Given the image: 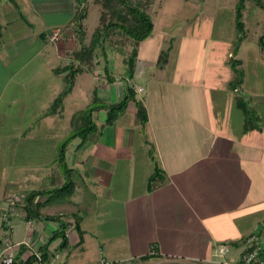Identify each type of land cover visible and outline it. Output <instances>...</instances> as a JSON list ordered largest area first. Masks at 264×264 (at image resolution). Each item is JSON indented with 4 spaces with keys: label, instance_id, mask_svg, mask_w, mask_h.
I'll use <instances>...</instances> for the list:
<instances>
[{
    "label": "crops",
    "instance_id": "1",
    "mask_svg": "<svg viewBox=\"0 0 264 264\" xmlns=\"http://www.w3.org/2000/svg\"><path fill=\"white\" fill-rule=\"evenodd\" d=\"M74 12V0H0V256L6 241L26 247L23 259L36 253L59 229L60 221L49 217H59L72 225L64 231L65 247L62 237L48 245V264L238 260L245 237L264 233V40L260 47V35L246 37L235 53H227L238 64L229 66L218 88L214 82L210 109L198 104L177 109L162 96L151 100L149 89L134 80L152 69L137 52L132 78L108 80L105 64L100 74L98 62L75 76L61 107L47 114L64 86L65 73L54 69L71 62L78 46ZM53 30L59 31L56 40L48 37ZM113 68L107 60L112 78ZM236 68L243 81L232 89ZM121 79L143 89L136 98L147 109L144 127L135 124L136 107L129 102L94 139L67 143L65 172L56 156L73 115L94 98L106 105L119 102ZM92 117L103 124L105 110ZM155 165L162 179L148 189ZM68 183L70 193L56 191ZM32 192L38 215L26 218ZM152 244L158 256L141 259ZM222 245L227 251L221 255Z\"/></svg>",
    "mask_w": 264,
    "mask_h": 264
},
{
    "label": "rangeland",
    "instance_id": "2",
    "mask_svg": "<svg viewBox=\"0 0 264 264\" xmlns=\"http://www.w3.org/2000/svg\"><path fill=\"white\" fill-rule=\"evenodd\" d=\"M235 2L236 0H151L147 4L146 11L153 22V30L149 37L140 41L138 59L150 64L152 69L134 80L149 89L151 100H156L157 103V99L162 96L169 101L170 106L177 109L183 106L195 109L197 104L210 109L213 101L208 96L212 94L214 82L218 88L221 82L219 78L229 76L228 68L233 66L232 58L227 57V53L236 51ZM88 7V15L83 22L87 42L99 26L102 9L93 0H88ZM242 20L247 29V39H256L264 33V10L253 1L245 2ZM125 44H129V41ZM245 45L247 42L243 43ZM169 48L165 69L159 70L156 66L159 54ZM106 54L107 60L114 67L111 72L113 79H117L115 76L127 75V68L119 51L106 48ZM97 59V70H101V74L104 58L99 53ZM121 81L126 85L124 79ZM202 92L201 99L199 95Z\"/></svg>",
    "mask_w": 264,
    "mask_h": 264
},
{
    "label": "trees",
    "instance_id": "3",
    "mask_svg": "<svg viewBox=\"0 0 264 264\" xmlns=\"http://www.w3.org/2000/svg\"><path fill=\"white\" fill-rule=\"evenodd\" d=\"M75 12L71 20L72 32L75 37V41L78 46L72 52V61L67 65L59 68H55V73H65L63 76L64 86L63 89L53 100L51 106L47 110V114L55 113L58 108L61 107L64 97L71 91L75 76L81 73L85 69L92 70L98 63L99 53L104 58L105 76L108 80H113L111 76H108L106 72L107 68V54L106 48L111 51H119L123 56L122 62L127 68L128 79L132 78L137 61L138 45L140 41L149 37L153 30V22L150 15L146 11L147 4L151 0H93L94 3L101 5V13L99 16V26L94 30L89 42L86 41V32L84 29V20L88 15V0H74ZM201 2L205 0H200ZM253 1L255 5L264 10V0H236L235 2V15L234 25L236 31V46L237 51L241 42L246 38V28L242 20L243 10L245 9V2ZM264 25V23H263ZM129 41V44L125 42ZM264 40V33L259 36L258 43L262 47ZM124 42V43H123ZM129 46V47H128ZM168 51H161L157 59V67L163 68L168 61ZM235 51V52H236ZM238 61L232 60V65H237ZM126 81L124 85V94L122 99L114 104H102L97 98H94L93 102L86 108L77 111L72 117V128L68 136L61 141L58 146L56 160L60 166L64 168L65 172L69 169L66 168L64 159V153L67 143L73 138H80L81 142L92 140L96 136L102 133L103 128L106 125L112 124L127 108L129 102H134L136 111L134 115V122L144 127L147 122L148 115L147 109L141 100H137L136 91L134 85ZM243 81V71L241 69H235V76L230 81L229 85L232 89L239 86ZM241 107L243 105H240ZM104 109L105 120L101 125H97L93 120L92 114L94 111ZM150 156L151 153L149 152ZM161 169L155 165L153 173L148 178V189L153 184L162 179ZM66 188L67 191H66ZM72 190V184H65L62 188H58L56 191L63 193H70ZM37 192L29 193L26 196V204L24 206L27 211L28 217L38 215L34 207L33 198ZM47 218V217H46ZM50 219H56L60 221L59 229L55 230L53 234L48 238L47 242L38 249L40 254V260L37 259L35 253H31L28 257L23 259L21 256L26 252V247L22 244L18 245V251L13 257L12 264H45L49 263V257L47 252L48 245L57 237H62L61 247L67 245V240L64 235V231L67 226L72 225L70 222L61 221L59 217H49ZM75 228L79 234V242L82 241V230L79 228L78 221L75 222ZM150 255L141 257L146 259Z\"/></svg>",
    "mask_w": 264,
    "mask_h": 264
},
{
    "label": "built area",
    "instance_id": "4",
    "mask_svg": "<svg viewBox=\"0 0 264 264\" xmlns=\"http://www.w3.org/2000/svg\"><path fill=\"white\" fill-rule=\"evenodd\" d=\"M50 40H56L59 37V31L53 30L48 35ZM136 92H141L142 88L135 87ZM69 227V226H68ZM19 244H13L10 241L4 243V249L0 256V264H12L13 257L15 255V248ZM219 253L222 255L227 251L226 246L222 245L218 249ZM148 255L157 257L158 252L155 244H152L149 248ZM35 256L40 260V254L35 253ZM129 260L136 261L137 257H130ZM47 264V263H45ZM91 264H110L106 259L102 258L99 261ZM231 264H264V233L263 232H252L248 234L244 241L243 247L238 260L232 262Z\"/></svg>",
    "mask_w": 264,
    "mask_h": 264
}]
</instances>
